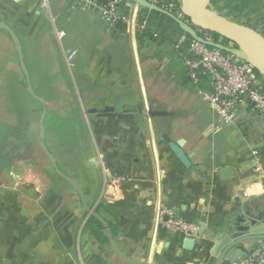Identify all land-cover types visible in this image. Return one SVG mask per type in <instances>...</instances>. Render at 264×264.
I'll list each match as a JSON object with an SVG mask.
<instances>
[{"label": "crops", "instance_id": "0c3cea01", "mask_svg": "<svg viewBox=\"0 0 264 264\" xmlns=\"http://www.w3.org/2000/svg\"><path fill=\"white\" fill-rule=\"evenodd\" d=\"M241 1L263 16L252 27L264 34V0ZM126 5L133 22L121 28L69 0H0V20L14 30L40 97L29 91L18 51L0 29V264H130L86 229L78 192L42 149L45 106L48 148L88 205L101 207L116 245L133 260L210 264L221 230L247 210L264 212V194L235 197L252 175V149L264 150V115L246 104L234 125L219 127L203 95L208 88L190 76L188 47H176L181 34L142 33L158 21L142 14L146 7ZM106 106L127 114L102 115ZM179 141L188 165L171 148ZM114 175L128 181L125 198L109 204L103 192ZM161 204L194 224L193 233L157 225Z\"/></svg>", "mask_w": 264, "mask_h": 264}, {"label": "built area", "instance_id": "2783aa9c", "mask_svg": "<svg viewBox=\"0 0 264 264\" xmlns=\"http://www.w3.org/2000/svg\"><path fill=\"white\" fill-rule=\"evenodd\" d=\"M48 0H44L47 4ZM122 0H69L72 6L77 8L93 7L98 9L103 18L112 26L119 21L131 23V18L119 12L118 5ZM159 5L165 10L173 13L178 18L188 22V18L181 9L180 0H149ZM59 37H63L65 32L57 30ZM198 34L208 41L216 40L210 31L198 28ZM187 36L181 35L176 44L177 48L187 43ZM188 49L185 54V63L189 67V73L195 83L200 81L201 76H208L211 90L203 92L205 100L211 110L216 114L218 126L234 125L241 106L252 104L254 108L264 115V83L263 77L249 61L233 54L225 52L219 48L209 46L203 42L193 39L188 42ZM229 45H233L229 43ZM76 51L69 53L72 59ZM252 165L251 176L246 180H241L236 187L235 197L248 201L254 195L264 194V153L259 148L251 151ZM14 177L20 180L17 173ZM251 178V179H249ZM128 179L123 175H114L106 179L103 192L105 202L111 204L125 198L124 186ZM257 186L261 189L255 191ZM253 194H249V192ZM156 223L162 227L181 232L185 236L193 233L195 225L180 217L177 212L164 204L158 207ZM264 249L262 247L248 257L236 264H259L256 262L258 256Z\"/></svg>", "mask_w": 264, "mask_h": 264}, {"label": "water", "instance_id": "95a60500", "mask_svg": "<svg viewBox=\"0 0 264 264\" xmlns=\"http://www.w3.org/2000/svg\"><path fill=\"white\" fill-rule=\"evenodd\" d=\"M107 2V0H102ZM138 5L144 6L150 10L158 11L168 15L175 20L180 28L188 33L193 39L203 42L209 46L219 48L225 52L233 53L254 65L258 72L264 77V34L251 25L236 21L226 15L219 13L212 8V0H180L181 9L188 18V22L178 18L173 13L165 10L157 4L149 0H132ZM201 28L210 32H214L225 38L229 43L223 41H208L201 37L197 29ZM0 29L6 30L17 51L22 62V68L26 74L29 91L36 97H39L33 90L30 84L28 68L23 60L22 46L14 32V30L4 21L0 20ZM40 98V97H39ZM95 112L96 109L90 110ZM152 115H161L165 112L154 111ZM127 114V112L125 113ZM125 114H116L114 107L106 106L102 115L118 116L123 118ZM46 115V106L40 118V144L42 149L48 155L50 162L55 170L64 178H66L78 192L83 208L86 210L88 217L96 218L102 225L101 230L103 235L108 239L112 250L120 255L126 262L130 264H147L139 262L124 254L116 245L114 240V230L110 222L95 208L88 205L82 186L76 178L65 173L57 163L55 155L50 151L45 142V127L44 118ZM129 122L135 123L134 114H129ZM183 141L171 145L176 156L185 164L188 165V156L182 149ZM220 242L215 245L212 252L214 258L210 264H236L237 261L245 260L249 254L260 249L264 244V212L252 213L247 210L244 214H240L231 221L227 229H223L218 236ZM185 244L189 246L193 244V239L187 238ZM264 261V249L256 262Z\"/></svg>", "mask_w": 264, "mask_h": 264}, {"label": "trees", "instance_id": "16d2710c", "mask_svg": "<svg viewBox=\"0 0 264 264\" xmlns=\"http://www.w3.org/2000/svg\"><path fill=\"white\" fill-rule=\"evenodd\" d=\"M128 0H122L119 5H118V9H119V12L122 13V14H128L129 13V7L126 5V2ZM215 1V0H214ZM213 1V2H214ZM235 1H239V0H235ZM241 1V0H240ZM240 3V2H239ZM241 4H239L240 6ZM142 14H150V17L152 20H157L158 21V25L155 27L153 25V21L149 24V26H147V28L142 32V33H149V34H152L153 30H168V29H171L173 30V32L177 33L178 34H181V35H186L187 36V41H191L192 40V37L184 32L179 24L173 20L171 17H169L168 15L166 14H163V13H160L158 11H153V10H148L146 8H142L141 10ZM230 17V16H228ZM232 19H234L233 17H230ZM116 26H119L121 28L124 27V23L122 21H119ZM161 28V29H160ZM213 37L216 39V40H221L223 41L224 43H228V41L225 39V38H222L220 35L214 33V32H211ZM188 42L185 43L186 46L188 47ZM183 46V45H182ZM263 77V76H262ZM202 79V83L204 84V87L208 88L207 90H211L212 87L210 85V80H209V77L208 76H201L200 80ZM263 83H264V77H263ZM263 153H264V150H262ZM98 211H101V207H98L97 209ZM101 223L94 217H89L87 223H86V229H88L90 231V233L97 239L101 240V241H105V242H108V239L103 235L102 233V230H101ZM113 228V226H112ZM114 230V229H113Z\"/></svg>", "mask_w": 264, "mask_h": 264}, {"label": "rangeland", "instance_id": "374dc122", "mask_svg": "<svg viewBox=\"0 0 264 264\" xmlns=\"http://www.w3.org/2000/svg\"><path fill=\"white\" fill-rule=\"evenodd\" d=\"M213 1L214 0H212L211 6L212 8L216 9L219 13L226 15V16L233 17L234 20L251 25V26L257 25V22H256L257 18L263 17V16H259V14H256L255 9L253 8L254 7L253 3L250 5H247L240 0L239 1L215 0L214 2ZM239 4L241 5L239 6ZM74 165L76 164L74 163ZM25 179H26L25 177L24 179H22L23 182L25 181Z\"/></svg>", "mask_w": 264, "mask_h": 264}, {"label": "clouds", "instance_id": "9594fccd", "mask_svg": "<svg viewBox=\"0 0 264 264\" xmlns=\"http://www.w3.org/2000/svg\"><path fill=\"white\" fill-rule=\"evenodd\" d=\"M255 191L258 193L259 191H261V189L257 186V188L255 189ZM249 194H253V193L250 191Z\"/></svg>", "mask_w": 264, "mask_h": 264}]
</instances>
